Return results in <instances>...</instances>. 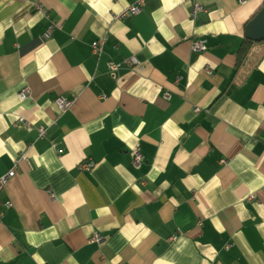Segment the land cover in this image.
Returning <instances> with one entry per match:
<instances>
[{
    "label": "crops",
    "instance_id": "crops-1",
    "mask_svg": "<svg viewBox=\"0 0 264 264\" xmlns=\"http://www.w3.org/2000/svg\"><path fill=\"white\" fill-rule=\"evenodd\" d=\"M135 2L0 0V264H264V0Z\"/></svg>",
    "mask_w": 264,
    "mask_h": 264
},
{
    "label": "built area",
    "instance_id": "built-area-1",
    "mask_svg": "<svg viewBox=\"0 0 264 264\" xmlns=\"http://www.w3.org/2000/svg\"><path fill=\"white\" fill-rule=\"evenodd\" d=\"M188 1L190 2V6H191L190 15L192 18H195L198 15V13L201 12L203 9L202 0H188ZM238 2H240L241 4H244V3H246V0H238ZM143 5H144V0H136V2L133 5H131L126 10H124V12L122 13V16L123 17L135 16V15L139 14L142 10ZM49 35H50V32H48L47 36H49ZM100 44H101L100 42H94L92 45L94 50L100 51L101 50L99 47ZM194 48L197 51H204L206 49L204 45H202L198 42L194 43ZM128 63L134 64V65L139 64V62L134 58L129 60ZM117 67L118 66L115 64L111 65L112 70H116ZM29 95H30L29 89L25 88L22 92H20L19 97L21 100H25L26 98L29 97ZM56 103H57V106L60 108V110H63V111L68 109L72 105L71 101L66 100L64 98H59ZM45 133H46V130L44 128H40V134L43 136V135H45ZM134 159H135L134 162L136 164H140L142 161V156L139 153H136V156ZM93 166H94L93 162H89V163H86L83 165V167H85L86 169H89V170ZM14 175H15V170L13 169V170H10L7 174L0 177V198L2 196V192L4 190L5 185L7 184L9 179L12 178ZM5 206L7 208H10L12 206V204L10 202H6ZM2 216H3V213L0 212V218ZM94 240L101 241L102 240L101 235L96 234L94 236Z\"/></svg>",
    "mask_w": 264,
    "mask_h": 264
},
{
    "label": "water",
    "instance_id": "water-1",
    "mask_svg": "<svg viewBox=\"0 0 264 264\" xmlns=\"http://www.w3.org/2000/svg\"><path fill=\"white\" fill-rule=\"evenodd\" d=\"M246 37L254 42L264 41V7L247 25Z\"/></svg>",
    "mask_w": 264,
    "mask_h": 264
},
{
    "label": "trees",
    "instance_id": "trees-1",
    "mask_svg": "<svg viewBox=\"0 0 264 264\" xmlns=\"http://www.w3.org/2000/svg\"><path fill=\"white\" fill-rule=\"evenodd\" d=\"M248 43H249V44H253L254 42L246 38L245 41H244V44H248ZM245 49H247V47H245ZM14 176H15V175H14ZM14 176H13V177H14ZM10 179H11V178H10ZM10 179H9V180H10ZM7 183H8V182H7ZM6 185H7V184H6ZM6 185H5V186H6ZM4 188H5V187H4Z\"/></svg>",
    "mask_w": 264,
    "mask_h": 264
}]
</instances>
